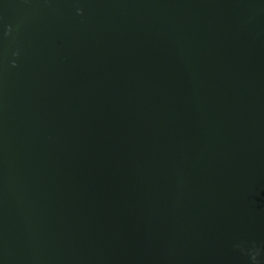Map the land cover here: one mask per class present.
<instances>
[{
    "label": "water",
    "instance_id": "water-1",
    "mask_svg": "<svg viewBox=\"0 0 264 264\" xmlns=\"http://www.w3.org/2000/svg\"><path fill=\"white\" fill-rule=\"evenodd\" d=\"M0 264H264V0H0Z\"/></svg>",
    "mask_w": 264,
    "mask_h": 264
}]
</instances>
